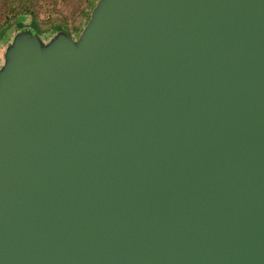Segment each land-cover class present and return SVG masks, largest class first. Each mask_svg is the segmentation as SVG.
<instances>
[{
	"label": "water",
	"instance_id": "1",
	"mask_svg": "<svg viewBox=\"0 0 264 264\" xmlns=\"http://www.w3.org/2000/svg\"><path fill=\"white\" fill-rule=\"evenodd\" d=\"M0 264H264V0H100L0 73Z\"/></svg>",
	"mask_w": 264,
	"mask_h": 264
},
{
	"label": "trees",
	"instance_id": "2",
	"mask_svg": "<svg viewBox=\"0 0 264 264\" xmlns=\"http://www.w3.org/2000/svg\"><path fill=\"white\" fill-rule=\"evenodd\" d=\"M44 1L46 0H0V44H8L11 40V35L14 33L36 36L43 42L45 31L41 27L42 11L50 8L52 4L53 6H51V9L54 11L59 7L57 0H49L51 2L49 6L44 5L42 3ZM99 1L100 0H82L75 9V13L78 12L86 18L87 26L92 19L93 12ZM82 5H85V7ZM22 18H30L29 26H27ZM26 28H29L31 32L26 31ZM50 32L57 36L64 35L72 38V32L67 24H56L52 27Z\"/></svg>",
	"mask_w": 264,
	"mask_h": 264
},
{
	"label": "rangeland",
	"instance_id": "3",
	"mask_svg": "<svg viewBox=\"0 0 264 264\" xmlns=\"http://www.w3.org/2000/svg\"><path fill=\"white\" fill-rule=\"evenodd\" d=\"M82 0H57L58 6L54 11L51 9L53 4L47 10H43L41 15V27L45 31L43 36V46L49 47L59 39V36L50 32L53 26L56 24H67L68 28L72 32V39L78 42L81 35L87 26V20L78 12L75 13V9L78 3ZM44 5L49 6L51 3L49 0L42 2ZM83 6V5H82ZM85 7V5L83 6ZM75 13V14H74ZM22 20L29 26L30 18H22ZM26 31H30L26 28ZM28 34H12L11 40L8 44H0V73L6 68L8 63V56L12 48L15 46L20 38L27 36Z\"/></svg>",
	"mask_w": 264,
	"mask_h": 264
}]
</instances>
